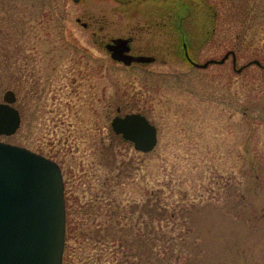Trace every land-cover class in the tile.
<instances>
[{
  "label": "rangeland",
  "instance_id": "1",
  "mask_svg": "<svg viewBox=\"0 0 264 264\" xmlns=\"http://www.w3.org/2000/svg\"><path fill=\"white\" fill-rule=\"evenodd\" d=\"M256 4L242 37L220 0H0V101L13 89L19 108L26 94L21 126L0 140L61 165L62 264H264V0ZM189 11L195 61L235 51L241 71L232 54L207 67L187 60L174 17ZM90 14L105 42L136 35L158 60H113L77 22ZM138 111L158 127L149 152L111 127Z\"/></svg>",
  "mask_w": 264,
  "mask_h": 264
},
{
  "label": "water",
  "instance_id": "2",
  "mask_svg": "<svg viewBox=\"0 0 264 264\" xmlns=\"http://www.w3.org/2000/svg\"><path fill=\"white\" fill-rule=\"evenodd\" d=\"M113 42L106 48L115 60L126 64L152 61L151 56L128 53V38L119 37ZM230 53L236 63L234 51L220 60L194 63L200 67L223 63ZM253 62L261 64L258 59ZM15 101L14 90H6L0 102V135L13 134L20 126V112L12 104ZM112 127L141 151H151L158 143L157 127L141 113L116 116ZM65 243L66 200L61 167L27 147L0 140V264H62Z\"/></svg>",
  "mask_w": 264,
  "mask_h": 264
},
{
  "label": "flooded vegetation",
  "instance_id": "3",
  "mask_svg": "<svg viewBox=\"0 0 264 264\" xmlns=\"http://www.w3.org/2000/svg\"><path fill=\"white\" fill-rule=\"evenodd\" d=\"M192 11H189L188 12V14L187 15H175V17L174 18H176V16H178L179 17V24H177V31H179L180 32V34H181V37H182V39H183V48H184V53L186 54V51H188V53H189V55H190V49H189V45H188V42H187V34L185 33V31H184V25H185V22L192 16ZM166 16L168 17V19H169V14H166ZM172 16H173V14H172ZM88 17H90V19H85L84 18V15H82V16H80V17H78L77 18V22H79L80 24H81V26H83L84 28H86V29H92V37L93 38H95L94 40V42L97 44V45H99L102 49H104V47L106 48V46H107V44L108 43H114L113 42V40L114 39H116V38H118V37H123V36H118V37H114V38H111V39H109V40H107L106 42H105V36H104V34H103V25L101 24L100 26L99 25H97V27L94 29L93 28V24H94V22L91 20L92 18L91 17H93V15H88ZM161 27H163V26H161ZM125 38H128L129 39V42H128V45H129V47H130V50L128 51V53H130V54H132V55H135V56H139V55H147L148 53H146L145 51H143V49L142 48H137V46L135 45V42H136V35H129V36H124ZM186 43V46L184 45ZM107 49V48H106ZM147 56H151L152 57V61H150L149 63H146V62H137V61H134V62H132V64L131 65H146V64H152V63H154V62H156L157 60H158V57L156 56V55H154V54H151V55H147ZM190 57L195 61V59L190 55ZM186 58H187V60L188 61H190L189 59H188V57L186 56ZM118 63H122V61H117ZM190 63L191 64H193L192 63V61H190ZM22 88H23V85H22ZM20 96V100H22V103L20 102L19 103V108H18V110H19V112H20V114H21V124H22V122H23V120H24V118H25V108H26V103H25V98H26V94H25V92L23 93V95H19ZM120 111V108H118V112ZM138 112H141V111H138ZM131 113V112H130ZM142 114H144L149 120H151L148 116H147V114L146 113H144V112H141ZM117 115H120V116H123V115H125V114H117ZM151 122H152V120H151ZM111 123H112V121H111ZM153 123V122H152ZM156 125V124H155ZM157 126V125H156ZM111 127H112V125H111ZM113 130V129H112ZM117 136H120L122 139H124L123 138V136H122V134H118V133H116L115 131H113ZM125 140V139H124ZM128 142H130V141H128ZM130 143H132V142H130ZM133 144V143H132ZM134 145V144H133ZM135 147V146H134ZM62 171H63V169H62ZM146 203H149V204H151V200L148 198L147 199V202ZM150 207H148V209H147V204H145V211L146 212H151V211H149L150 209H149Z\"/></svg>",
  "mask_w": 264,
  "mask_h": 264
},
{
  "label": "trees",
  "instance_id": "4",
  "mask_svg": "<svg viewBox=\"0 0 264 264\" xmlns=\"http://www.w3.org/2000/svg\"><path fill=\"white\" fill-rule=\"evenodd\" d=\"M220 3L226 8V14L230 19L238 25L239 35L247 37L253 22L259 15L256 0H220ZM181 5L186 6L184 1Z\"/></svg>",
  "mask_w": 264,
  "mask_h": 264
}]
</instances>
